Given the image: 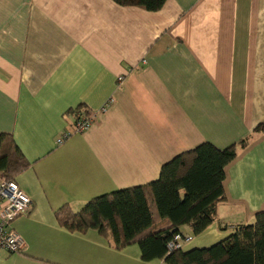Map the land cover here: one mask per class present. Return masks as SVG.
I'll return each instance as SVG.
<instances>
[{"label":"crops","instance_id":"0c3cea01","mask_svg":"<svg viewBox=\"0 0 264 264\" xmlns=\"http://www.w3.org/2000/svg\"><path fill=\"white\" fill-rule=\"evenodd\" d=\"M79 107L91 127L57 145ZM263 121L264 0H0V134L28 162L15 181L32 202L12 223L23 252L0 264H165L70 233L55 212L153 182L202 143L234 145L215 221L179 229L182 252L211 247L264 207Z\"/></svg>","mask_w":264,"mask_h":264},{"label":"trees","instance_id":"16d2710c","mask_svg":"<svg viewBox=\"0 0 264 264\" xmlns=\"http://www.w3.org/2000/svg\"><path fill=\"white\" fill-rule=\"evenodd\" d=\"M112 1L154 12L166 0ZM79 110L87 112L83 107ZM253 132L264 134V121ZM239 145L245 147L246 140ZM236 156L234 145L218 149L202 143L164 164L155 181L91 199L78 212L63 206L55 212L56 222L70 233L95 230L118 250L137 244L143 261L264 264V207L255 214L253 223L237 226L211 247L187 252L167 250V243L180 235L182 226L196 236L215 221L217 205L225 200V170ZM27 168L28 162L13 138L0 134V176L15 181Z\"/></svg>","mask_w":264,"mask_h":264},{"label":"built area","instance_id":"2783aa9c","mask_svg":"<svg viewBox=\"0 0 264 264\" xmlns=\"http://www.w3.org/2000/svg\"><path fill=\"white\" fill-rule=\"evenodd\" d=\"M94 120V115L89 112L76 111L72 128L64 131L57 139L56 144L61 145L74 134L87 131ZM32 208L31 200L21 191L15 181L0 179V250L9 254L22 253L25 244L18 235L12 223L22 215H26ZM189 237L175 235L168 243L167 250L181 249L183 243L189 241Z\"/></svg>","mask_w":264,"mask_h":264}]
</instances>
